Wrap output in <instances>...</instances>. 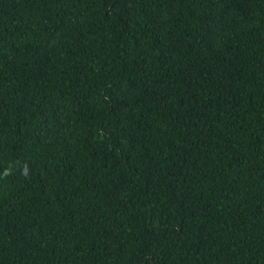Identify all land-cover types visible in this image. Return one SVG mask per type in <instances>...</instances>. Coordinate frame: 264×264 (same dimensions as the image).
Wrapping results in <instances>:
<instances>
[{
    "label": "trees",
    "instance_id": "obj_1",
    "mask_svg": "<svg viewBox=\"0 0 264 264\" xmlns=\"http://www.w3.org/2000/svg\"><path fill=\"white\" fill-rule=\"evenodd\" d=\"M0 264H264V0H0Z\"/></svg>",
    "mask_w": 264,
    "mask_h": 264
},
{
    "label": "clouds",
    "instance_id": "obj_2",
    "mask_svg": "<svg viewBox=\"0 0 264 264\" xmlns=\"http://www.w3.org/2000/svg\"><path fill=\"white\" fill-rule=\"evenodd\" d=\"M12 172H11V169H5L4 171V176L7 177L9 175H11ZM21 175H23L24 177H27L29 175V167L27 164L24 165L23 169H22V172H21Z\"/></svg>",
    "mask_w": 264,
    "mask_h": 264
}]
</instances>
